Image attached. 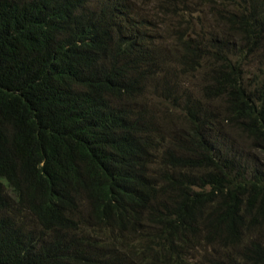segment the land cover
<instances>
[{
	"label": "trees",
	"instance_id": "16d2710c",
	"mask_svg": "<svg viewBox=\"0 0 264 264\" xmlns=\"http://www.w3.org/2000/svg\"><path fill=\"white\" fill-rule=\"evenodd\" d=\"M218 9L172 66L125 0H0V264H264V0Z\"/></svg>",
	"mask_w": 264,
	"mask_h": 264
},
{
	"label": "rangeland",
	"instance_id": "374dc122",
	"mask_svg": "<svg viewBox=\"0 0 264 264\" xmlns=\"http://www.w3.org/2000/svg\"><path fill=\"white\" fill-rule=\"evenodd\" d=\"M125 1L128 3V9L130 13H133L141 18H149L151 19V21L161 26L160 30L155 33L153 41L158 40V45L160 46V48L157 49V47L154 46V49L164 59L163 62L165 65L178 66L179 62H181L180 54L182 53V51H180L176 47L174 48V46H170V48L167 49L169 47V38L172 36V31L177 30V28L183 27L180 30L181 32H188L191 35L193 33H197L198 36H202L209 41H212L214 39L216 40L217 36H220V32H216L218 31V29H216L215 24L219 19L218 8L221 0ZM179 11L180 14L177 16L176 13ZM132 17L128 20L131 23L135 21V19ZM239 39L240 37L232 33V37L231 35L228 36L226 38V42L224 43V46H226L224 50L226 51V53H229L227 57L229 58V61H232L233 63L237 60V55L240 56L239 50L241 49V45ZM229 47H231V49ZM163 48L167 50H164ZM261 50L264 51V48H262ZM257 55L258 54L253 53L247 58L248 62L245 61L242 66L244 72L246 71L254 73L256 71L255 68H261L264 71V59L260 58V56ZM200 65L202 67V72L199 71L198 76L194 77L193 75L189 74L186 78L181 79L183 80L184 84L191 89V92L196 95L200 93V88L206 83L203 75L205 71H207V66L205 65V62H201L199 66ZM177 105H179V107H176L175 111H171L169 110L170 102H168L167 104V116L172 118L174 124L176 125H178L179 122L181 123L182 114L180 112V108H183L184 104L182 101H179ZM155 109L157 114H161L162 112H164V107L161 105H155ZM225 137L233 143V146L240 154L248 149H251L252 147L250 141L248 142L240 137H237L234 133H226ZM162 149L163 147L161 148V150ZM250 152L253 155V159H255L257 163L262 164L264 162V157L259 155L257 150L251 149ZM153 165L157 166L156 161L153 162Z\"/></svg>",
	"mask_w": 264,
	"mask_h": 264
}]
</instances>
